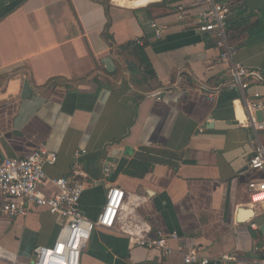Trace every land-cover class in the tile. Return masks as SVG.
<instances>
[{
	"label": "crops",
	"instance_id": "obj_1",
	"mask_svg": "<svg viewBox=\"0 0 264 264\" xmlns=\"http://www.w3.org/2000/svg\"><path fill=\"white\" fill-rule=\"evenodd\" d=\"M152 1L0 0V163L37 148L55 153L40 190L53 196L49 180L76 177L85 185L79 210L91 221L110 188L123 191L112 228L94 229L80 264H184L192 249L207 264H259L264 202H251L248 186L264 173L248 162L264 132L244 127L242 94L224 87L228 65L195 30L205 5ZM219 1L230 11L234 63L264 71V0ZM136 46L152 77L139 69ZM255 92L264 99V82L244 94ZM5 202L0 193V210ZM59 225L43 209L0 211V264H31ZM139 233L178 238L164 258L132 245Z\"/></svg>",
	"mask_w": 264,
	"mask_h": 264
},
{
	"label": "built area",
	"instance_id": "obj_2",
	"mask_svg": "<svg viewBox=\"0 0 264 264\" xmlns=\"http://www.w3.org/2000/svg\"><path fill=\"white\" fill-rule=\"evenodd\" d=\"M195 2L206 7L197 14L195 30L214 40L218 61L228 65L230 80L224 84V87L230 91L241 92V100L248 113L244 127L252 129L255 133L264 132V99L258 92L253 93L249 98L244 94L251 83L264 82V71L247 70L242 65L234 63L237 49L230 44L227 34L229 9L219 0H195ZM176 11L177 19L183 20L184 8L178 6ZM151 28L156 38L162 37L163 29L160 26L152 23ZM256 113L259 114V119L255 117ZM254 150L248 166L251 170L264 173V147L257 144ZM56 160L55 153L45 148H37L25 159H4L0 163V193L6 199L0 210L2 215L7 218L26 217L33 209H43L56 216L60 224L56 240L51 246L34 248L31 264H80L81 254L86 249L94 229L112 228L123 204V191L110 188L96 220H89L78 207L85 185L76 177L49 180L56 193L53 196L44 195L40 186L47 180L45 167L54 165ZM77 168L78 166L75 169ZM109 168L108 166L104 168L105 176L109 173ZM248 187L251 202H264V180L251 183ZM131 237L132 245L145 250H156L164 258L172 253L169 241L178 238L176 234L162 233L153 236L139 233L132 234ZM220 259L222 262L234 260L227 255ZM183 263L207 264L208 262L200 259L197 252L192 249L185 253ZM259 264H264V248Z\"/></svg>",
	"mask_w": 264,
	"mask_h": 264
},
{
	"label": "trees",
	"instance_id": "obj_3",
	"mask_svg": "<svg viewBox=\"0 0 264 264\" xmlns=\"http://www.w3.org/2000/svg\"><path fill=\"white\" fill-rule=\"evenodd\" d=\"M153 1L156 2L155 0H153ZM163 3L166 4L167 0H164ZM126 7H141V6H138V5H135V4H127ZM134 52H135L136 56L138 57L139 69H142L144 74L145 73L149 74L152 77L153 76V72L151 70V66H150V64H149V62H148V60H147L142 48L139 47V46H136V48H134Z\"/></svg>",
	"mask_w": 264,
	"mask_h": 264
},
{
	"label": "water",
	"instance_id": "obj_4",
	"mask_svg": "<svg viewBox=\"0 0 264 264\" xmlns=\"http://www.w3.org/2000/svg\"><path fill=\"white\" fill-rule=\"evenodd\" d=\"M106 68H107V70H108L109 72L112 71V69L110 68V64H109L108 62L106 63Z\"/></svg>",
	"mask_w": 264,
	"mask_h": 264
},
{
	"label": "bare ground",
	"instance_id": "obj_5",
	"mask_svg": "<svg viewBox=\"0 0 264 264\" xmlns=\"http://www.w3.org/2000/svg\"><path fill=\"white\" fill-rule=\"evenodd\" d=\"M242 116H240L239 118H241Z\"/></svg>",
	"mask_w": 264,
	"mask_h": 264
}]
</instances>
